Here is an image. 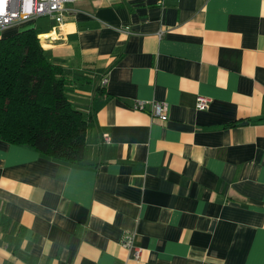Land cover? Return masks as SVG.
Wrapping results in <instances>:
<instances>
[{"label": "crops", "instance_id": "1", "mask_svg": "<svg viewBox=\"0 0 264 264\" xmlns=\"http://www.w3.org/2000/svg\"><path fill=\"white\" fill-rule=\"evenodd\" d=\"M55 25L88 149L0 139V264H264V0H75Z\"/></svg>", "mask_w": 264, "mask_h": 264}, {"label": "trees", "instance_id": "2", "mask_svg": "<svg viewBox=\"0 0 264 264\" xmlns=\"http://www.w3.org/2000/svg\"><path fill=\"white\" fill-rule=\"evenodd\" d=\"M18 29L0 35V139L81 164L92 117L69 97L71 75L52 60L36 22Z\"/></svg>", "mask_w": 264, "mask_h": 264}, {"label": "built area", "instance_id": "3", "mask_svg": "<svg viewBox=\"0 0 264 264\" xmlns=\"http://www.w3.org/2000/svg\"><path fill=\"white\" fill-rule=\"evenodd\" d=\"M75 0H6L5 11L0 15V35L10 27H23L35 22L38 17L52 16L56 20L53 31L61 29L65 23V12L69 3ZM165 0H158L159 4H164ZM103 80V82H105ZM151 112L154 116L162 120L168 119V104L162 101L151 102ZM209 99L205 96H198L197 108L200 110L207 109ZM135 108L145 110V102H138ZM104 140L108 142L110 135L104 134ZM122 244L131 250V257L140 260L143 256L142 248L135 246L133 235L127 234L122 240Z\"/></svg>", "mask_w": 264, "mask_h": 264}, {"label": "rangeland", "instance_id": "4", "mask_svg": "<svg viewBox=\"0 0 264 264\" xmlns=\"http://www.w3.org/2000/svg\"><path fill=\"white\" fill-rule=\"evenodd\" d=\"M55 20V18L54 17H52V16H41V17H38L37 18V27H39V29H41V27L42 26H44V25H47V24H50L51 22H53ZM36 21V20H35ZM7 30H9V29H7ZM7 30H5L4 32H3V34L5 35V33L7 32Z\"/></svg>", "mask_w": 264, "mask_h": 264}, {"label": "snow or ice", "instance_id": "5", "mask_svg": "<svg viewBox=\"0 0 264 264\" xmlns=\"http://www.w3.org/2000/svg\"><path fill=\"white\" fill-rule=\"evenodd\" d=\"M5 3L6 0H0V15H2L5 11Z\"/></svg>", "mask_w": 264, "mask_h": 264}, {"label": "bare ground", "instance_id": "6", "mask_svg": "<svg viewBox=\"0 0 264 264\" xmlns=\"http://www.w3.org/2000/svg\"><path fill=\"white\" fill-rule=\"evenodd\" d=\"M50 37V36H49Z\"/></svg>", "mask_w": 264, "mask_h": 264}]
</instances>
